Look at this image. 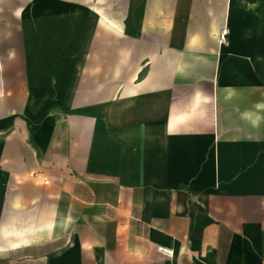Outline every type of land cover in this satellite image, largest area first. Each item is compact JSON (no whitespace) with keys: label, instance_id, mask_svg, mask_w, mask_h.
<instances>
[{"label":"crops","instance_id":"crops-1","mask_svg":"<svg viewBox=\"0 0 264 264\" xmlns=\"http://www.w3.org/2000/svg\"><path fill=\"white\" fill-rule=\"evenodd\" d=\"M170 1L113 90L0 61V264H264V0Z\"/></svg>","mask_w":264,"mask_h":264},{"label":"rangeland","instance_id":"rangeland-1","mask_svg":"<svg viewBox=\"0 0 264 264\" xmlns=\"http://www.w3.org/2000/svg\"><path fill=\"white\" fill-rule=\"evenodd\" d=\"M166 2L0 0V61L11 60V71L15 75H54L56 71L67 73L70 67L66 65V60L71 58L72 38L78 39L79 57L89 55L94 60L93 70L96 74H101L104 64L109 65L110 87L113 90L119 84V76L124 71L129 73L131 69L124 64L127 68L120 70L121 50L126 46L134 50L133 45L137 40L150 38L153 24L174 21L166 19V7H173V2ZM103 15L118 26H107ZM224 28L226 26L220 30ZM118 30H132L133 33L143 30L144 33L120 35ZM6 69L0 66L1 73ZM82 69L79 68L80 71Z\"/></svg>","mask_w":264,"mask_h":264},{"label":"built area","instance_id":"built-area-1","mask_svg":"<svg viewBox=\"0 0 264 264\" xmlns=\"http://www.w3.org/2000/svg\"><path fill=\"white\" fill-rule=\"evenodd\" d=\"M227 32H228L227 28H224L223 30H221V32L219 34V42H225ZM158 250H160L161 252H164L167 255H172V250H170V249L158 247Z\"/></svg>","mask_w":264,"mask_h":264},{"label":"bare ground","instance_id":"bare-ground-1","mask_svg":"<svg viewBox=\"0 0 264 264\" xmlns=\"http://www.w3.org/2000/svg\"><path fill=\"white\" fill-rule=\"evenodd\" d=\"M111 20V19H110ZM112 22V21H111Z\"/></svg>","mask_w":264,"mask_h":264}]
</instances>
